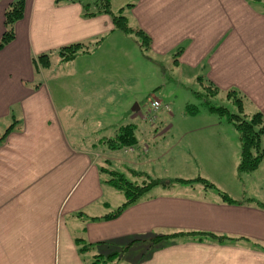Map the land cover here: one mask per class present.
Here are the masks:
<instances>
[{"label":"crops","instance_id":"1","mask_svg":"<svg viewBox=\"0 0 264 264\" xmlns=\"http://www.w3.org/2000/svg\"><path fill=\"white\" fill-rule=\"evenodd\" d=\"M15 1L0 0V41ZM82 4L25 0L14 39L0 48V264H114L135 243L148 249L136 264H264L263 187L229 195L242 202L229 203L212 192L214 180V187L194 192L195 181L173 176L119 216L93 220L126 201L110 199L118 188L104 178L102 144L95 141L116 135L123 108L144 84L164 85L170 75L182 85L208 82L226 97L235 90L249 116L264 114V0H111L115 14L151 39L146 53L109 14L84 17ZM76 42L89 50L64 60L61 48ZM43 54H50L46 68L38 64ZM58 58L61 71L42 76ZM111 107L117 123L103 125ZM164 110L172 113L171 105ZM198 112L176 128L175 120L170 124L173 142L200 168L224 175L228 163L230 172L238 163L239 171L235 127L224 116ZM105 129L111 132L101 135ZM140 134L133 150L120 151L144 168V125ZM263 163L264 157L257 169ZM176 183L189 190L171 191ZM181 232L158 245L151 241ZM83 245L89 247L81 252Z\"/></svg>","mask_w":264,"mask_h":264},{"label":"rangeland","instance_id":"2","mask_svg":"<svg viewBox=\"0 0 264 264\" xmlns=\"http://www.w3.org/2000/svg\"><path fill=\"white\" fill-rule=\"evenodd\" d=\"M58 59V62H52L50 68L44 70L45 74L41 75H47L48 70L60 72L63 61H61V58ZM172 73L174 72H170L169 74ZM195 91L201 93L205 92V89L197 83L192 85L189 83H186V85L178 84L171 78V75L168 76V82H165L164 85L160 84L159 86L151 88L144 84V87L139 91H134L133 96L128 99L126 106L123 108L120 119L123 123L130 121L135 123L138 132H142V127L144 125V168L140 159H133L131 155L126 156L120 150H109L106 147L107 144L99 145L100 148L98 147L99 149L97 150L101 153V166L108 168V170L120 171L129 180L139 182V184L144 183V185L149 184L153 181L152 179L157 178L164 180V182H168L171 179H175L173 176H181L185 180L194 179L192 182H189L193 183L195 181V183H197L195 184L194 192L206 188L199 180H195V178L199 176L203 178L205 177L204 175H206L211 178L205 177L208 181H216L217 183L215 184L217 188H214L212 192L221 194L222 191L235 198L240 197V194H242V192L244 193L245 190L253 191L254 188H259L260 190L261 187L264 188V184L261 182V179L264 182V163L259 169L254 171L253 175H249L248 173L243 175L245 173H239L237 168L238 163H236V169L230 172L232 164L228 163L225 172L227 174L219 175L218 172L212 171L210 168L209 170L207 169V171L204 168L194 165L191 161L192 158H187L189 156L188 152L182 149L178 143L173 142L172 134L174 131L176 132L175 128L182 122L183 117L191 115L188 113V111H191L187 108L189 105L192 110L194 108L193 106L196 105L199 111L198 114L201 116L211 114L218 117L225 116L210 111V109L204 105V99L197 97ZM155 96L161 99L165 105H171L173 114L162 108L154 121H146L144 119L146 114L150 112V99ZM211 102L216 106H226L231 112H237L234 103H231L225 93H219L217 96L212 97ZM136 105L140 106L141 109L135 112L133 111V107ZM114 110L115 109L111 107L110 110L103 114L101 122L103 125H108V120L113 124L117 123ZM221 118L228 122L226 117ZM173 121L175 128L170 126V124H173ZM199 121L206 122L208 119L203 117V119L200 118ZM109 132H111L110 129H105L101 132V135H108ZM146 145L150 146L149 152L147 153H145ZM261 145L264 149V137ZM103 147L108 150L103 151ZM137 148L138 147H136V149ZM133 160L139 161L140 164L135 166V164L132 163ZM135 171H144V174ZM110 175L111 173L109 171H104L105 179H109L111 177ZM204 183L206 182L204 181ZM174 186L173 188L170 187L171 191H175L177 188L184 191L189 190L187 188V186H189L187 183H176ZM110 188L111 187L108 185L107 193H109ZM168 189L169 188H167V190ZM180 190L175 193H181L182 191ZM115 194L116 195L113 197H110L113 202L118 201L117 203H123V201L126 200L121 190L117 189ZM147 251L148 249L145 248L144 244L135 243L129 252L121 251L119 254L120 256L115 260L116 262L114 264H136L141 257L147 254Z\"/></svg>","mask_w":264,"mask_h":264},{"label":"trees","instance_id":"3","mask_svg":"<svg viewBox=\"0 0 264 264\" xmlns=\"http://www.w3.org/2000/svg\"><path fill=\"white\" fill-rule=\"evenodd\" d=\"M62 0H57L59 3ZM76 1V0H75ZM82 2L83 6V16L86 18L98 16L100 14H109L112 17L115 28L123 31L126 34L132 35L135 40L138 42V45L142 49L144 53L149 52L151 49V39L149 36L142 30L138 28H134L130 26L127 17L122 14H115L111 9V0H77ZM25 10V0H16L13 2L8 9L6 10V31L4 32L2 39L0 41V48L8 44L15 37L14 26L15 23L20 20L24 15ZM100 41V40H99ZM97 41L96 43H98ZM89 50L86 43L76 42L70 44L68 46H64L61 48L60 53L63 55L64 60H70L75 58L78 54L87 52ZM39 67L49 66L50 65V54H43L38 57ZM203 87L205 92H197L198 96L204 99V105L210 109L212 112H217L220 115H225L228 122L232 124L237 132L239 133L241 145H242V157L241 162L239 164V172L240 173H248L256 170L264 157V149L261 145L262 136L264 134V114L262 112H256L255 114L249 116L244 110V99L240 96L235 90H230L227 92V97L231 100V103H234L237 108V112H231L226 106H216L212 104L211 98L218 95V89L211 85L208 82H203ZM193 110L191 106L187 107L191 111L188 113L195 114L198 112V107L193 106ZM145 120V119H144ZM10 129L6 130L5 134L9 132ZM2 137V138H3ZM141 140V134L137 131V125L133 122L122 123L117 126L116 135L113 137L106 136L105 138H100L95 141V143L107 144V148L109 150H120L125 147H135ZM91 142L90 140H87ZM90 144V143H89ZM97 145V144H96ZM102 171H109L111 173V177L107 180L116 188L123 191L126 196V201L118 207L115 212L107 214L104 217L93 218V220L97 219H112L119 216L125 209L129 206L135 204L140 201L146 193H148L152 187L158 184H165L162 179H152L149 184L144 185V183L139 184V182H134L129 180L124 176V174L117 170H108V168L102 167ZM137 173H142L141 171H135ZM144 174V173H142ZM200 181H203V184L206 187H214V184L202 177H199ZM182 182H192V180H177ZM204 181L206 183H204ZM221 195L224 199H226L229 203H242L241 201L234 200L227 193L221 191ZM248 201H253L252 199H246ZM259 206L264 208V203H259ZM194 235H211L220 241L224 239L222 236H216L213 233H205V232H189ZM181 233H173V234H163L158 235L152 239L153 244H161L168 241L170 238H173ZM89 247L88 245H83L79 247V251L84 252L85 249ZM264 249V247H263ZM100 259V258H99ZM99 260H96V263Z\"/></svg>","mask_w":264,"mask_h":264},{"label":"built area","instance_id":"4","mask_svg":"<svg viewBox=\"0 0 264 264\" xmlns=\"http://www.w3.org/2000/svg\"><path fill=\"white\" fill-rule=\"evenodd\" d=\"M150 101V112L146 114L145 120L154 121L157 118L158 112L162 108H168V105H165L162 100L158 98H151ZM131 149L133 150V147H131Z\"/></svg>","mask_w":264,"mask_h":264},{"label":"water","instance_id":"5","mask_svg":"<svg viewBox=\"0 0 264 264\" xmlns=\"http://www.w3.org/2000/svg\"><path fill=\"white\" fill-rule=\"evenodd\" d=\"M140 110V106L136 105L135 107H133V111H139Z\"/></svg>","mask_w":264,"mask_h":264}]
</instances>
